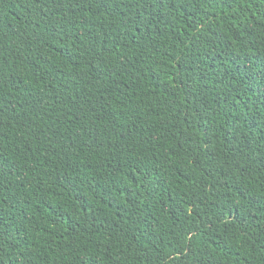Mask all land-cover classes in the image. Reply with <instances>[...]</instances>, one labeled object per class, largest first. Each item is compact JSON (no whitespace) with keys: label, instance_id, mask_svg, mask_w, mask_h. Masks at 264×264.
I'll use <instances>...</instances> for the list:
<instances>
[{"label":"trees","instance_id":"1","mask_svg":"<svg viewBox=\"0 0 264 264\" xmlns=\"http://www.w3.org/2000/svg\"><path fill=\"white\" fill-rule=\"evenodd\" d=\"M0 264H264V0H0Z\"/></svg>","mask_w":264,"mask_h":264}]
</instances>
